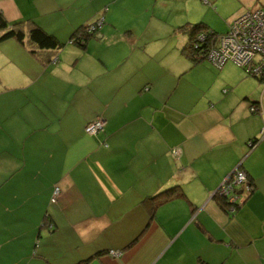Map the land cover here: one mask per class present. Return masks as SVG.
Wrapping results in <instances>:
<instances>
[{
	"label": "crops",
	"instance_id": "crops-1",
	"mask_svg": "<svg viewBox=\"0 0 264 264\" xmlns=\"http://www.w3.org/2000/svg\"><path fill=\"white\" fill-rule=\"evenodd\" d=\"M263 6L151 0L144 23L106 15L82 49L65 2L0 0L7 22L32 20L64 44L43 67L0 42V264H264V87L231 62L192 66L176 32L225 33ZM99 118L104 130L86 135ZM239 165L254 190L228 215L214 196ZM173 186L184 196L152 213L144 200Z\"/></svg>",
	"mask_w": 264,
	"mask_h": 264
},
{
	"label": "trees",
	"instance_id": "trees-1",
	"mask_svg": "<svg viewBox=\"0 0 264 264\" xmlns=\"http://www.w3.org/2000/svg\"><path fill=\"white\" fill-rule=\"evenodd\" d=\"M239 16H237L235 19H237ZM100 21H101V25H100V27H97L98 22H100ZM232 22L230 23L229 28L225 33H216L214 31L210 30L208 28V26L203 22H198V23H193V24H183L181 26H178L176 28V32L181 33L182 35H185V37H186V44H185V46H183V48L181 50L182 55H184L189 60V62L191 63L192 66H195V65L201 64L204 61H207L215 69H220V68L215 67L206 58V56H207V53L210 50V48L214 47V45L216 44L218 37L225 35L227 32H229ZM103 23H104L103 19H97L95 22H93L91 24L82 25V26L78 27L71 34L70 39H69V43L84 49L86 47V43L89 40L98 38L97 35H98V32H99L101 26L103 25ZM92 28H94V30ZM201 35L204 37L203 41L199 40V36H201ZM7 40H13L16 43H18L19 45H21L28 52V54H30L33 58H35L38 62H40L43 67H46L49 64H51L53 62V59L57 56V54L64 48L63 43H61L54 35L49 34L46 31H44L34 21L25 20V21H19V22H15V23H9L4 18V16L2 14H0V42L7 41ZM228 62H231V61H228ZM228 62H226V63H228ZM231 63H233V62H231ZM234 65H236V64H234ZM238 68L245 73V71L242 68H240V67H238ZM245 75H247V73H245ZM247 76L251 77L249 75H247ZM252 78H254V77H252ZM254 79L257 80L264 87V84H262L261 79H257V78H254ZM223 92L226 93L227 90L224 89ZM252 107L255 109L257 108V106L255 104H253ZM262 117L264 119V115ZM89 123H87V125ZM263 125H264V123H263ZM263 125H262V127H263ZM261 129H260V139L262 138ZM103 130H104V127H103ZM84 131H85V128H84ZM102 131H100L99 133H101ZM99 133H97V134H99ZM93 136H95V135H93ZM249 143L253 144L252 149H254L257 146V144L259 143V139L253 138V139H250L247 141L246 146H247L248 151L251 150V148L248 146ZM254 145H256V146L254 147ZM239 166H240L239 168L242 169L241 165H239ZM247 179H248L249 190L247 193H245V196H244L243 201L241 203L236 202L233 205H229L225 198L220 197L217 194L214 196L216 201H217L218 206L226 214H228V215L233 214L238 208L241 207L244 200L254 190V184L251 182L248 175H247ZM53 194H54V191H53ZM183 196H184V194L181 191L180 187L179 186H173V187L164 189V190H162V191H160V192H158L152 196L147 197L144 200V203L145 204H148V202L151 203V208H152V213H153L154 210L158 206L166 203L167 201L174 200L177 198H181ZM53 197L54 196L52 195V199H53ZM52 199H51V202H52ZM43 225H46L48 227L51 226L50 224H45V223H43ZM88 261H89V259H87L83 262H80L78 264H85Z\"/></svg>",
	"mask_w": 264,
	"mask_h": 264
},
{
	"label": "built area",
	"instance_id": "built-area-1",
	"mask_svg": "<svg viewBox=\"0 0 264 264\" xmlns=\"http://www.w3.org/2000/svg\"><path fill=\"white\" fill-rule=\"evenodd\" d=\"M100 25L101 21L98 22L97 27ZM203 39L202 35L199 36L200 41ZM206 58L217 68L231 61L242 68L247 75L261 79L264 84V6L246 11L235 19L229 32L218 37ZM250 110L257 112L253 107ZM103 127V120L95 119L85 127V133L93 136L102 131ZM261 133L263 137L264 125ZM248 146L252 150L253 144L249 143ZM248 190L247 174L238 166L224 178L215 194L225 198L229 205H233L236 202L241 203ZM58 194L59 189L55 188L52 203L55 202Z\"/></svg>",
	"mask_w": 264,
	"mask_h": 264
},
{
	"label": "rangeland",
	"instance_id": "rangeland-1",
	"mask_svg": "<svg viewBox=\"0 0 264 264\" xmlns=\"http://www.w3.org/2000/svg\"><path fill=\"white\" fill-rule=\"evenodd\" d=\"M65 2L63 11L66 20L73 24L88 25L107 15L108 23L125 27V22H145L147 15L142 16L144 3L151 0H60ZM118 3L116 6L114 4ZM143 5V6H142ZM109 6H113L108 12ZM98 14H97V13ZM146 17V18H145ZM93 19V20H92ZM92 20V21H90Z\"/></svg>",
	"mask_w": 264,
	"mask_h": 264
},
{
	"label": "water",
	"instance_id": "water-1",
	"mask_svg": "<svg viewBox=\"0 0 264 264\" xmlns=\"http://www.w3.org/2000/svg\"><path fill=\"white\" fill-rule=\"evenodd\" d=\"M217 191V190H216Z\"/></svg>",
	"mask_w": 264,
	"mask_h": 264
}]
</instances>
